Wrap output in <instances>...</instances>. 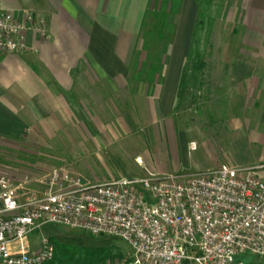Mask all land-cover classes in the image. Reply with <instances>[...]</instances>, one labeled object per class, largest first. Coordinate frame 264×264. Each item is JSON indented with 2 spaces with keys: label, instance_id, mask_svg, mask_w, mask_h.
I'll use <instances>...</instances> for the list:
<instances>
[{
  "label": "rangeland",
  "instance_id": "1",
  "mask_svg": "<svg viewBox=\"0 0 264 264\" xmlns=\"http://www.w3.org/2000/svg\"><path fill=\"white\" fill-rule=\"evenodd\" d=\"M235 1L196 0L198 11L190 37V52L183 63L171 116L176 139L168 137L167 141L161 115H157L156 125L152 127L153 118L134 110L131 94L137 90L139 79L129 70L127 85L115 91L106 82L77 87L79 92L73 96L75 117L61 119L60 126H49L52 132L34 133L31 140L30 137L18 139L14 149L0 142V174L15 183L27 177L30 182L24 184V189L36 190L41 186L34 178L59 167L89 182H102L149 173L187 176L221 163L241 166L233 161H249L254 165L247 166H263L258 174L264 179V132L255 138L244 133H225L230 120L227 114L235 102L222 87L217 89L225 80L219 63L231 60L237 46V39L230 32L232 22L227 20ZM200 11L204 12L203 16ZM201 18L203 24L198 25ZM77 73L81 78L94 77L91 71ZM83 102L86 109L82 108ZM236 112L239 114L236 120H244L241 111ZM42 236L75 247L106 249L109 256L97 264H129L130 261V246L115 236L90 235L80 229L47 223L30 232L25 240L36 249ZM232 264H264V257L238 254Z\"/></svg>",
  "mask_w": 264,
  "mask_h": 264
},
{
  "label": "built area",
  "instance_id": "2",
  "mask_svg": "<svg viewBox=\"0 0 264 264\" xmlns=\"http://www.w3.org/2000/svg\"><path fill=\"white\" fill-rule=\"evenodd\" d=\"M46 36L44 21L20 20L0 6V52L27 49V32ZM137 162L140 159L137 158ZM263 166L221 164L184 175L119 176L89 182L64 167L25 190L0 174V264H42L54 244L25 237L52 223L110 235L131 248L129 264H232L238 254L264 257ZM25 184V185H24Z\"/></svg>",
  "mask_w": 264,
  "mask_h": 264
},
{
  "label": "crops",
  "instance_id": "3",
  "mask_svg": "<svg viewBox=\"0 0 264 264\" xmlns=\"http://www.w3.org/2000/svg\"><path fill=\"white\" fill-rule=\"evenodd\" d=\"M148 4L149 0H0V6L20 20L27 14L42 19L46 31V36L27 32L25 51L0 52V142L14 149L18 139L48 134L52 132L49 126L74 118L77 87L106 82L115 91L126 86ZM197 11L196 0H181L175 44L168 49L163 80L151 88L138 80L137 90L131 94L134 110L153 118L152 127L161 115L167 141L175 138L171 116ZM227 20L232 22L230 32L237 46L231 60L219 63L225 80L217 89L222 87L235 102L227 114L230 120L225 133L255 138L264 132V0H236ZM79 70L91 71L94 77L81 78ZM82 108H87L84 102ZM238 110L244 118L241 122L236 120Z\"/></svg>",
  "mask_w": 264,
  "mask_h": 264
},
{
  "label": "trees",
  "instance_id": "4",
  "mask_svg": "<svg viewBox=\"0 0 264 264\" xmlns=\"http://www.w3.org/2000/svg\"><path fill=\"white\" fill-rule=\"evenodd\" d=\"M180 5L181 0H149L145 10L129 70L135 72L139 80L146 81L149 88L163 80V69L168 61V49L173 41ZM199 13L204 15L203 11ZM197 24L202 25L203 19ZM51 242L54 244V255L42 264H97L109 256L103 248L75 247L55 239Z\"/></svg>",
  "mask_w": 264,
  "mask_h": 264
}]
</instances>
